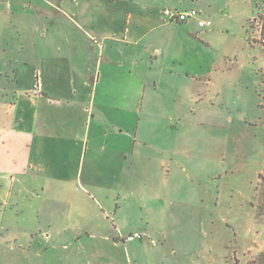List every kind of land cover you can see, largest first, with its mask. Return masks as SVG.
I'll use <instances>...</instances> for the list:
<instances>
[{"label": "rangeland", "instance_id": "rangeland-1", "mask_svg": "<svg viewBox=\"0 0 264 264\" xmlns=\"http://www.w3.org/2000/svg\"><path fill=\"white\" fill-rule=\"evenodd\" d=\"M36 1L0 0L2 100L13 99L15 82L29 94L47 66L49 36L34 35L33 46L12 16ZM194 3L212 25L188 41L174 29L180 44L170 50L178 62L164 57L141 71L159 82L166 102L138 130L167 133L164 111L174 109L186 172L140 154L111 170L88 144L84 167L66 172L70 182L39 188L26 210L32 215L15 228L0 226V264H264V45L257 19L264 0ZM89 157L102 158L101 167ZM163 179L165 187L148 185ZM136 232L141 237L126 239Z\"/></svg>", "mask_w": 264, "mask_h": 264}, {"label": "crops", "instance_id": "crops-1", "mask_svg": "<svg viewBox=\"0 0 264 264\" xmlns=\"http://www.w3.org/2000/svg\"><path fill=\"white\" fill-rule=\"evenodd\" d=\"M197 1L37 0L17 6L12 16L22 34L30 31L33 46L34 35L49 36L47 66L29 94L15 82L13 99H0L1 227L15 228L17 219L34 213L26 210L39 188L43 192L49 183L70 182L66 172L84 167L88 144L91 153L105 154L111 170L126 155L134 163L140 154L154 166L170 162L186 172L179 157L180 134L173 130L179 117L174 109L164 111L169 112L163 115L169 121L167 133L138 134L141 119L166 102L159 82L151 84L141 71L164 57L178 62L170 50L180 44L171 36L174 29L182 32L183 41L208 33L193 18L173 22L163 15L168 6L186 11ZM169 75L176 74L170 69ZM102 160L89 157V164L101 167ZM164 182L148 180V185L165 187ZM172 182L176 188L182 185L180 179Z\"/></svg>", "mask_w": 264, "mask_h": 264}, {"label": "built area", "instance_id": "built-area-1", "mask_svg": "<svg viewBox=\"0 0 264 264\" xmlns=\"http://www.w3.org/2000/svg\"><path fill=\"white\" fill-rule=\"evenodd\" d=\"M163 15L165 18H167V20L173 22H183L189 18H193L197 21L199 27H210L212 25L211 20L202 18L201 11L195 8H191L186 11L167 8L163 10ZM136 237H141V233L136 232L134 234H129L126 239L131 240Z\"/></svg>", "mask_w": 264, "mask_h": 264}, {"label": "trees", "instance_id": "trees-1", "mask_svg": "<svg viewBox=\"0 0 264 264\" xmlns=\"http://www.w3.org/2000/svg\"><path fill=\"white\" fill-rule=\"evenodd\" d=\"M258 18H260V22H261V31H260V33H261V42H262V44L264 45V13H262V14H260V15H258V17H257V19ZM254 19H256V18H254Z\"/></svg>", "mask_w": 264, "mask_h": 264}]
</instances>
